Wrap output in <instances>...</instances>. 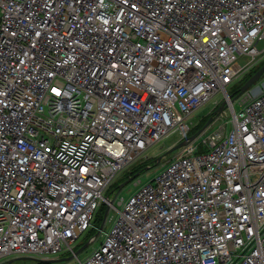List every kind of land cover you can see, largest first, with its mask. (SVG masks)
<instances>
[{
  "label": "built area",
  "instance_id": "2783aa9c",
  "mask_svg": "<svg viewBox=\"0 0 264 264\" xmlns=\"http://www.w3.org/2000/svg\"><path fill=\"white\" fill-rule=\"evenodd\" d=\"M263 38L264 0H0V264H264V79L227 92ZM221 93L215 130L105 195Z\"/></svg>",
  "mask_w": 264,
  "mask_h": 264
},
{
  "label": "rangeland",
  "instance_id": "374dc122",
  "mask_svg": "<svg viewBox=\"0 0 264 264\" xmlns=\"http://www.w3.org/2000/svg\"><path fill=\"white\" fill-rule=\"evenodd\" d=\"M257 46L259 49H263L264 48V38L257 41ZM264 59V58H263ZM245 75L242 76L238 81H236L235 83L233 84H230L228 87H227V92L228 94L230 95L231 93H233V91L240 85H242L241 83L243 82V79H244ZM264 79V74L261 76V78L259 80H262ZM258 80V81H259ZM223 94L221 93L219 95V99L218 100H221L222 102V99H223ZM220 102V103H221ZM213 102H210V103H207L205 105H202L201 107H199L192 115L191 117V123H193L194 125V129H193V132L197 131L198 129H200L203 124L206 122V120L208 119L209 117V111L212 109L211 107L213 106ZM238 107V104L235 103V108L237 109ZM229 115L230 114V111H229ZM220 123V121H214L212 123H210L206 129L204 130L205 133H207V131H213L217 128L218 124ZM230 125H228L229 127ZM179 140V135L177 134V132L175 133H172L170 134L168 137H166L165 139H163L161 142H158L154 145H152L148 150H147V155L149 158H152V157H158L159 155H162L165 153V151L171 147L174 143H176L177 141ZM177 151L174 150L170 153H167V154H164V156L162 157V162L163 161H166L168 159H170L174 154L175 152ZM145 159L142 158L140 162L144 161ZM138 164V163H136ZM157 165H154V166H151V168H148L146 170H144L143 172H141L138 177L136 178H140L142 180V182H145L147 180L150 179V177H152L154 175V173L156 172L157 170ZM134 182L135 181H130L128 182L121 190L120 192L118 193L117 195V198L118 196L121 197V196H127V194L132 191L135 186H134ZM113 188V187H112ZM112 188H110V190H112ZM108 194H111V192L108 190L105 195H108ZM113 197V195H112ZM117 198L115 199V205L118 206V203H117ZM106 209V206L104 204H102L101 206L98 207L97 209V214L94 218V221H93V224H95V227L97 229H99L102 221H103V214H104V211ZM116 214V212L113 210L111 212H109V215H108V218L107 220L104 222L103 226H102V230L100 232V234L98 235L97 239L95 241H93L92 243H90L84 250H82L81 252L78 253V258L80 260H83L98 244L99 242L101 241L102 239V235L105 231L108 230L110 224H111V220L113 218V216ZM90 232L89 233H86L84 234L75 244V251L81 247L87 240L88 238L90 237ZM14 258H16V256H14ZM12 257H8L7 260H11ZM74 263V260L71 259L69 261H66V262H57V263H50V264H73ZM10 264H40V263H36L34 261H31V260H20V259H17V260H13L10 262ZM48 264V263H47Z\"/></svg>",
  "mask_w": 264,
  "mask_h": 264
},
{
  "label": "water",
  "instance_id": "95a60500",
  "mask_svg": "<svg viewBox=\"0 0 264 264\" xmlns=\"http://www.w3.org/2000/svg\"><path fill=\"white\" fill-rule=\"evenodd\" d=\"M264 74V63L247 79L245 80L242 85H240L237 89V93L234 94L231 93L229 95L231 100H234L237 96H239L240 94H242L243 92H245L247 89H249L253 84H255L260 78L261 76ZM227 102L224 100L220 103V105L212 111V113L209 115L208 119L206 120V122L203 124V126L198 129L197 131L193 132L191 135H189L185 140L180 141L178 143H175L174 145H172L171 147H169L164 154L170 153L176 149H178L179 147H181L183 144H185L186 142L193 140L198 134H200L201 132H203L206 127L212 122V120L214 119V115H216L219 112H222L224 110V108L226 107ZM164 154L159 155L158 157H156V161L155 163H158L162 157L164 156ZM135 177V175L128 177L126 180L122 181L118 186V190L120 191L128 182H130L133 178ZM108 214V207H106L104 214H103V221L99 227V229L97 230V232L95 233V236H98L102 230V226L106 220V216ZM89 245V242L86 241L81 247H79L76 250V254H78L79 252H81L82 250H84L87 246ZM31 260L34 261L36 263H40V264H50V263H57V262H66L72 259V256H65V257H59V258H52V259H43V258H38V257H33V256H21V257H16L14 259H11L9 261V263L13 260Z\"/></svg>",
  "mask_w": 264,
  "mask_h": 264
},
{
  "label": "trees",
  "instance_id": "16d2710c",
  "mask_svg": "<svg viewBox=\"0 0 264 264\" xmlns=\"http://www.w3.org/2000/svg\"><path fill=\"white\" fill-rule=\"evenodd\" d=\"M264 63V59H262L253 69H251L246 75H245V77H244V79H243V82L245 81V80H247L262 64ZM242 82V83H243ZM241 83V84H242ZM239 87V86H238ZM238 87L233 91L234 92V94H236L237 93V89H238ZM153 158V159H152ZM152 158H149L148 160H145V161H142L141 163H138V164H135V165H133L132 167H131V169H130V171H126V172H124L121 176H120V178L119 179H117V180H115L113 183H112V185L110 186V188H112V190H110V188L108 189L110 192H112V191H117L118 190V185L122 182V181H124L126 178H128V176L129 175H134V174H136V173H138V172H143V170L145 169V166H146V164L152 159V163H153V165L155 164V161H156V157H152ZM96 216V215H95ZM94 227L93 228H91L90 229V236H92V235H95V233L97 232V228L95 227V224L93 225ZM88 232V233H89Z\"/></svg>",
  "mask_w": 264,
  "mask_h": 264
},
{
  "label": "snow or ice",
  "instance_id": "6c2138e0",
  "mask_svg": "<svg viewBox=\"0 0 264 264\" xmlns=\"http://www.w3.org/2000/svg\"><path fill=\"white\" fill-rule=\"evenodd\" d=\"M53 92H57V90L56 89H53ZM58 94V93H57Z\"/></svg>",
  "mask_w": 264,
  "mask_h": 264
}]
</instances>
